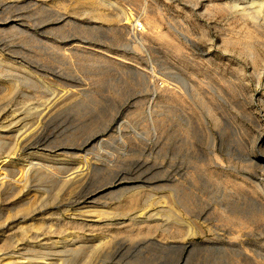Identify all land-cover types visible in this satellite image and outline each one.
Wrapping results in <instances>:
<instances>
[{
	"label": "rangeland",
	"instance_id": "obj_1",
	"mask_svg": "<svg viewBox=\"0 0 264 264\" xmlns=\"http://www.w3.org/2000/svg\"><path fill=\"white\" fill-rule=\"evenodd\" d=\"M0 264H264V0H0Z\"/></svg>",
	"mask_w": 264,
	"mask_h": 264
},
{
	"label": "bare ground",
	"instance_id": "obj_2",
	"mask_svg": "<svg viewBox=\"0 0 264 264\" xmlns=\"http://www.w3.org/2000/svg\"><path fill=\"white\" fill-rule=\"evenodd\" d=\"M127 23V22H126Z\"/></svg>",
	"mask_w": 264,
	"mask_h": 264
}]
</instances>
